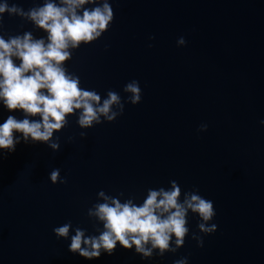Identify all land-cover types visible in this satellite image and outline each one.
<instances>
[{
    "label": "water",
    "instance_id": "obj_1",
    "mask_svg": "<svg viewBox=\"0 0 264 264\" xmlns=\"http://www.w3.org/2000/svg\"><path fill=\"white\" fill-rule=\"evenodd\" d=\"M13 2L27 10L42 0ZM111 3L109 30L66 66L102 98L111 89L126 99L122 89L136 79L142 102L125 104L115 122L86 130L84 139L70 117L54 134L58 152L21 143L0 158V264H173L184 256L190 264H264V0ZM30 30L5 16L4 32ZM181 36L187 44L177 47ZM7 115L0 108V122ZM202 123L208 130L198 133ZM57 167L67 184L48 180ZM171 180L214 202L217 231L203 248L186 238L162 260L118 249L88 262L53 234L67 220L91 233L87 209L100 190L142 200ZM197 220L189 217L193 232Z\"/></svg>",
    "mask_w": 264,
    "mask_h": 264
},
{
    "label": "clouds",
    "instance_id": "obj_2",
    "mask_svg": "<svg viewBox=\"0 0 264 264\" xmlns=\"http://www.w3.org/2000/svg\"><path fill=\"white\" fill-rule=\"evenodd\" d=\"M5 16L20 18L32 30L4 32ZM113 22L111 0H42L27 10L13 0H0V108L8 113L0 122V158H7L21 143L42 144L58 152L60 138L54 134L68 125L70 117H75L84 139L86 130L115 122L124 114L125 104L142 102L136 79L124 85L126 99L111 89L102 98L95 89L82 86L81 77L66 66L81 46L96 42ZM36 31L43 35L37 37ZM186 44L183 36L176 41L177 47ZM259 123L264 125V120ZM207 130V123L197 129L198 133ZM48 180L53 185L68 183L58 167L49 172ZM216 215L214 202L198 187L182 190L171 180L167 188H148L142 200L123 191L111 195L100 190L87 209L91 233L71 220L52 231L57 240L67 242L70 253L88 262L112 256L118 249L151 262L176 254L186 238L203 248L204 237L217 231ZM190 216L198 217L197 232L190 230ZM173 264H190L189 257Z\"/></svg>",
    "mask_w": 264,
    "mask_h": 264
}]
</instances>
